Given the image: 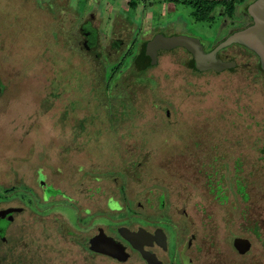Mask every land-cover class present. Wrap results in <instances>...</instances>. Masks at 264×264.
<instances>
[{
  "label": "rangeland",
  "instance_id": "1",
  "mask_svg": "<svg viewBox=\"0 0 264 264\" xmlns=\"http://www.w3.org/2000/svg\"><path fill=\"white\" fill-rule=\"evenodd\" d=\"M258 1H234L227 14L213 0H139L135 10L124 0H0V196L6 187L24 209L0 243V264H146L130 249L124 263L95 255L87 239L155 211L174 264L171 245L182 251L188 238L192 264H264V71L254 51L231 43L215 57L232 67L198 73L180 45L161 44L171 49L157 61L146 47L181 37L213 51L247 28ZM86 19L89 42L79 29ZM73 26L67 43L62 30L73 36ZM137 54L145 62L131 66ZM48 81L54 98L76 89L52 100L61 110L72 98L64 114L97 108L71 140L43 119L48 108L38 111ZM41 169L66 198L40 199ZM145 198L153 210L133 205ZM236 237L250 240L247 253L235 250Z\"/></svg>",
  "mask_w": 264,
  "mask_h": 264
},
{
  "label": "water",
  "instance_id": "2",
  "mask_svg": "<svg viewBox=\"0 0 264 264\" xmlns=\"http://www.w3.org/2000/svg\"><path fill=\"white\" fill-rule=\"evenodd\" d=\"M249 10L255 20L254 25L234 34L225 43L209 53L202 52L201 50L199 51L196 48V40L183 39L181 37L178 38L177 41H174L175 39L170 41L156 36L146 47L149 49L150 53L153 52L156 59L157 50L171 49L170 47L159 46L161 44H165L166 46L172 44L185 46L183 48L192 54L197 70L202 71L203 69H211L219 71L225 67H232L234 63L222 62L215 57V53L226 45L239 42L253 50L259 56L261 67L264 70V0L258 1L256 4L254 3L250 6ZM149 56L152 57L151 54ZM21 210L22 208H12L8 209L6 212H20ZM116 232L132 249L138 251L146 264H162L154 253L145 249V247L149 246L150 242L154 240L157 245L163 249L166 248V236L161 229H157L154 234H151L141 227L136 231H132L125 226H120L116 229ZM233 247L240 255H243L250 250L251 242L247 238L236 237L233 239ZM88 249L92 252L115 259L121 263L127 261L129 258V253L126 251V247L121 242L107 235L102 228L98 230L96 235L89 239Z\"/></svg>",
  "mask_w": 264,
  "mask_h": 264
},
{
  "label": "flooded vegetation",
  "instance_id": "3",
  "mask_svg": "<svg viewBox=\"0 0 264 264\" xmlns=\"http://www.w3.org/2000/svg\"><path fill=\"white\" fill-rule=\"evenodd\" d=\"M254 23H255L254 18L253 17H250V23L247 24L245 26V28L246 27L249 28V27L253 26ZM70 25H75L74 24V19H72V21L70 22ZM79 29H80L81 35L84 37L85 41L89 42V41L92 40V38L94 39L93 27H92L91 22L88 19L83 20L81 22V24L79 25ZM70 30H71L70 28H66V29H63L62 30V32L64 34V37H65V40L67 41V43H69L70 38H74L75 36H77V32L76 31H78V29L76 30V27L75 26H73V30L74 31L73 30L71 31L74 34L73 36L70 34ZM90 43H93V42H90ZM91 45L93 46V44H91ZM180 47L183 48L185 46H180ZM119 48L120 49L121 48L123 49L124 47H119ZM183 49L186 50L185 48H183ZM85 50L86 51H89V52L91 51V53L92 52H96L95 55H97V51H98L96 47H85ZM141 50L139 51V54H140ZM116 51L118 52V50H116ZM157 51L158 52H157L156 61L158 60L159 53L161 51H167V50H165V49H159ZM207 52L208 51H206L205 53H207ZM187 53L190 54L191 57H193L192 54L189 53L188 51H187ZM139 54H137V56H135V58L133 60V64L131 66H136L138 64V62H141V63H144L145 62L144 61V58L142 59V56L139 55ZM255 55L259 58V56L256 53H255ZM109 57H110V59L108 58L107 59V62L105 61V63H109L110 60H112L115 56H113L112 55V52H111V53H109ZM138 58H140V59H138ZM216 58L218 59L219 58V55H217ZM192 59L194 60V58H192ZM222 60H227V58L223 57ZM146 62H148V63L150 62L151 63L152 60L148 57V60ZM258 62L260 63V67H261V61H260V59H259ZM194 64H195V62H194ZM146 65H147V63H146ZM127 67H129V66L127 65ZM195 67H196V65H195ZM261 69L263 70L262 67H261ZM36 174H37V177L39 178L38 185L42 188L41 189L42 190V196H40L41 197L40 198L41 200H43V201L46 202L47 199H48V198H46V196L49 197V196L54 195L55 193L62 195L63 198H66L64 196V194H62V192L60 190H56L52 185H46V183H45L46 174L44 173L43 169L39 170ZM40 179H42V182H41ZM32 191L35 194V192H34L33 189H32ZM110 199H112V198H109L108 200H110ZM11 201L12 200L10 199V194H9L7 188L5 187V189L3 190V194L0 196V243L3 244V245H5L6 242H7V240H8L7 237L9 236L10 223L11 222H14L16 215L21 214L23 212V210H24L23 207H20L18 205L11 204ZM157 201L158 202H157L156 208H157V211H158L159 210L158 209L159 197H158ZM20 202L21 201H18V203H20ZM145 202H146V204H140V203L137 202V203H134L133 205H135V204L137 205L138 204V207H140L142 209H144L145 207H147L148 210H150V209L153 210L152 204H150V201H149L148 198L147 199L145 198ZM12 208H22V210L20 212H8V213L6 212L8 209H12ZM107 208H108V202H107ZM84 210L85 211H88V212H91V209L90 208H87V207L84 208ZM111 211H113V210H111ZM155 213H156V211H155ZM155 213H152V214L151 213H147L146 215L148 217H146V218H143L142 217L140 221L135 220V221L132 222L131 225L121 224V225L113 226L112 228H109L108 231H105L102 227H97V233H98V230L100 228H102L107 235H109V236L113 237L115 240L121 242L126 247V251L127 252L130 249L131 251H134L135 253H137V255L140 256V254L138 253V251L132 249L130 247V245L118 235V233L116 232V229L118 227H120V226H125V227L129 228L132 231H136L138 228L141 227V228H144L146 231H148L151 234H154L157 229H161L164 232L165 236H166V248L163 249L162 247H160L159 245H157V243L154 240V241H151L150 244H149V246H146L145 249L148 250V251H150V252H152V253H154L156 255L157 259L162 262V264H174L173 263L174 261L169 256V251H170L169 249H170V244H171V238H170L169 233L167 231V226H166L167 224H165V222H163V221H156V220L152 219V216ZM135 215L138 216L137 214H135ZM177 228H178V226H175V229H177ZM97 233L93 234L91 237H93ZM91 237H88L87 244H88V241H89V239ZM188 240H190V239L189 238L187 239V241H186L187 243L184 242V244H183V250L182 251L179 250V245H180L179 242L176 245H171L172 246V249H173V251L171 253L173 254V257L174 258H177V261H176L177 264H192L191 259L189 257H186L184 255V251L191 244V241H188ZM87 248H88V245H87ZM90 252L93 253V254H95V255H100V256L107 257L105 255L98 254V253H95V252H92V251H90ZM108 258H110V257H108ZM129 258H130V253H129ZM110 259H112V258H110ZM113 260H115V259H113ZM115 261H117V260H115ZM122 263H124V262H122Z\"/></svg>",
  "mask_w": 264,
  "mask_h": 264
},
{
  "label": "trees",
  "instance_id": "4",
  "mask_svg": "<svg viewBox=\"0 0 264 264\" xmlns=\"http://www.w3.org/2000/svg\"><path fill=\"white\" fill-rule=\"evenodd\" d=\"M167 1H172V0H167ZM205 1H209V0H205ZM234 1H239V0H213V2L212 3H214L212 6H213V8H215L216 6H217V8H222V11H223V13H227V14H231L232 13V11H233V7H234V5H233V2ZM138 6V2L137 1H135V0H130V1H128V8L129 9H136V7ZM196 8V7H195ZM207 9H212V7L211 6H207L206 7ZM196 12H198V10L196 11ZM158 52V51H157ZM252 54H254L253 52H251ZM255 55V54H254ZM256 56V55H255ZM156 58H157V54H156ZM192 58V57H191ZM256 58H257V60L259 61V58L256 56ZM192 61V65H193V69L196 71V72H198V73H201L202 71H199V70H197L196 69V67L194 66V60L192 59L191 60ZM155 64H153L152 62L150 63H148L145 67H148V66H154ZM235 65H236V62H235ZM145 67H143V69H145ZM118 68H119V66L116 68V69H112L110 72H111V77H112V75L114 74V73H116L117 71H118ZM126 68H128V67H125V69ZM130 75V73H128L126 76L125 75H122L123 77H127L128 78V76ZM55 78H57V74H55V75H53L49 80H51L52 82H56V79ZM51 82V83H52ZM64 81H62V80H60V85H62V83H63ZM46 83V82H45ZM49 81H48V83H46L47 84V86H45L46 88H44V89H46V91H45V93L46 92H48L46 95L48 96L47 97V99H45V100H40L41 102L39 103L40 104V106H39V109L36 107L35 109H38V111L39 112H41L40 110L41 109H44L43 107H46V109L48 108L49 110L48 111H46V112H44L43 111V113L42 114H44V116H43V119L44 120H48V121H51V125H52V127H55V128H57L56 129V131L58 132V134L60 135V136H62V137H64V138H68L67 140H71V139H73L74 137H72V133H73V130H74V128H75V126L77 125V124H79L80 123V121H82L84 124L86 123V120H87V117H90L91 115H92V110H96L97 108H94V109H84V107L82 108H77V109H73V110H71V111H68V113H66V114H64V111L65 110H67V108L69 107V103H70V100L72 99V98H70V100L69 101H67L66 103H65V106H64V108L63 109H61L60 110V107L58 108V107H53L52 105H51V103H52V100L53 101H55L54 103L57 105L58 104V102L60 101V100H65L64 98H65V96H64V94H67V93H71V92H74V91H76V89H74L73 91H66V90H63V88H61V90L59 91V97L58 98H54L52 95V92H51V90H50V88H49V85L51 84ZM87 84H85V85H83V86H81L82 88H80L79 90L81 91V92H83L84 91V87L86 86ZM86 87H89V86H86ZM78 90V91H79ZM43 91V90H42ZM86 92H89V89H88V91H86ZM0 93H1V90H0ZM75 94V93H74ZM77 94V93H76ZM82 94H84V93H82ZM43 95V98H44V93H42L41 94V96ZM46 95H45V97H46ZM62 96H64V98H62ZM61 97V98H60ZM86 98H88V97H86ZM85 100V98H83V101ZM48 101H49V105H48ZM83 101H82V103H83ZM65 102V101H64ZM95 104H96V102H95ZM30 105V104H29ZM59 105V104H58ZM97 106V105H96ZM84 109V110H83ZM83 110V111H82ZM30 111V110H29ZM31 111H33V110H31ZM82 111V115H81V117H79L78 115V112H81ZM86 111V112H85ZM53 116L55 117L54 118V121H53ZM61 118H63V120H65V121H62L61 120ZM72 125H71V124ZM54 124V125H53ZM103 127V126H102ZM104 130V129H103ZM83 131H84V133H85V129H83Z\"/></svg>",
  "mask_w": 264,
  "mask_h": 264
},
{
  "label": "crops",
  "instance_id": "5",
  "mask_svg": "<svg viewBox=\"0 0 264 264\" xmlns=\"http://www.w3.org/2000/svg\"><path fill=\"white\" fill-rule=\"evenodd\" d=\"M124 3H125V7H128V2L124 0ZM137 7H138V6H137ZM137 7H136V8H137ZM117 21H118L117 23H119V22L121 21V19H120V18H118V20H117Z\"/></svg>",
  "mask_w": 264,
  "mask_h": 264
},
{
  "label": "built area",
  "instance_id": "6",
  "mask_svg": "<svg viewBox=\"0 0 264 264\" xmlns=\"http://www.w3.org/2000/svg\"><path fill=\"white\" fill-rule=\"evenodd\" d=\"M125 1H130V0H125ZM135 1H139V0H135ZM151 1H167V0H151Z\"/></svg>",
  "mask_w": 264,
  "mask_h": 264
}]
</instances>
